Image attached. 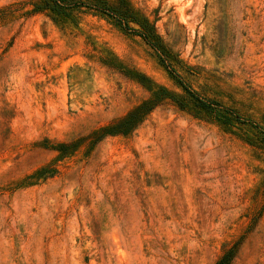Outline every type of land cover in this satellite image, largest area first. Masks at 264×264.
Listing matches in <instances>:
<instances>
[{
	"label": "rangeland",
	"instance_id": "374dc122",
	"mask_svg": "<svg viewBox=\"0 0 264 264\" xmlns=\"http://www.w3.org/2000/svg\"><path fill=\"white\" fill-rule=\"evenodd\" d=\"M28 2L0 0V264H216L236 242L231 264H264L253 133L166 100L96 141L158 88L177 100L182 86L108 16L83 9L62 27ZM131 2L192 90L263 123L264 0Z\"/></svg>",
	"mask_w": 264,
	"mask_h": 264
},
{
	"label": "trees",
	"instance_id": "16d2710c",
	"mask_svg": "<svg viewBox=\"0 0 264 264\" xmlns=\"http://www.w3.org/2000/svg\"><path fill=\"white\" fill-rule=\"evenodd\" d=\"M28 4L32 7L29 13L44 14L53 23L62 27L68 24H76L79 13L83 9L96 11L111 18L119 27L126 32L137 33L142 39L156 51L160 64L170 73V75L182 86L184 95L177 100L168 91L158 88L153 97L144 101L132 109L125 117L119 119L112 125L102 129L96 137V141L108 135H126L133 131L142 121H144L158 106L164 101L171 100L176 103L181 110L205 113L212 117L216 122L224 126L233 127L238 125L240 129H247L253 133V138L245 140L256 150L264 152V117L263 123H258L250 117H244L235 108L225 106L222 102L201 97L185 83L181 75L175 69V64H181L178 56L164 42L158 33L155 23L146 15L142 14L134 7L131 0H29ZM0 11V23L7 21L8 14ZM28 13V14H29ZM11 14V13H10ZM138 28H133L131 25ZM105 62V61H104ZM105 64L112 67L107 61ZM118 68V67H117ZM128 77L139 82L143 87L150 89L151 85L146 78L140 74L128 73L127 70L120 68ZM263 124V125H262ZM74 145L64 144L59 146L58 152L64 154ZM240 242L232 245L216 264H231L239 249Z\"/></svg>",
	"mask_w": 264,
	"mask_h": 264
}]
</instances>
